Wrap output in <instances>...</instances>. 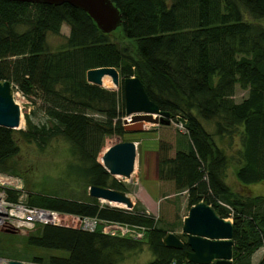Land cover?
Returning a JSON list of instances; mask_svg holds the SVG:
<instances>
[{
    "label": "trees",
    "instance_id": "16d2710c",
    "mask_svg": "<svg viewBox=\"0 0 264 264\" xmlns=\"http://www.w3.org/2000/svg\"><path fill=\"white\" fill-rule=\"evenodd\" d=\"M110 2L120 25L102 33L84 11L66 3L0 0V79L31 106L40 105L49 122L34 123L25 113L23 128L0 126V172L22 177L14 160L20 143L41 151L58 137L75 159L66 164L62 179L74 175L85 188L125 192L124 184L97 161L105 136L128 132L122 124L121 86L112 90L85 80L88 69L114 67L121 78L137 77L148 99L185 129L174 149L158 142L157 179L186 193L187 210L203 201L225 218V205L230 207L239 218L232 227L231 262L250 264L251 255L264 246V189H251L264 184V0ZM63 23L68 26L64 42L49 50L46 34H59ZM236 87L245 91L239 100L234 99ZM229 167L234 184L226 182ZM26 186L28 205L146 227L144 237L134 240L38 225L36 232L23 235L26 245L64 255L46 260L33 255L32 264H115L121 249L138 243L148 246V264H193L185 259L186 235L174 232L181 248L164 246L163 236L174 229L156 226L135 204L130 209L100 207L90 196L70 199ZM253 190L258 193H247ZM8 195L14 199L16 194L9 190ZM258 264H264L263 251Z\"/></svg>",
    "mask_w": 264,
    "mask_h": 264
},
{
    "label": "rangeland",
    "instance_id": "374dc122",
    "mask_svg": "<svg viewBox=\"0 0 264 264\" xmlns=\"http://www.w3.org/2000/svg\"><path fill=\"white\" fill-rule=\"evenodd\" d=\"M68 34V26L63 23L60 27L59 34L54 35L51 33L46 34V44L49 50L57 49L61 43L64 42L65 36ZM106 89L116 90L115 86H103ZM234 99L239 100L245 95V91L240 88H235ZM13 97L16 102L19 103L21 109V115L29 113L32 122L49 123L43 109L40 105H32L25 100V98L18 91H13ZM31 109L33 112H31ZM126 117L122 118L124 121ZM24 127V123L20 128ZM205 127L208 131L212 130V126L209 123H205ZM182 138L181 131L176 127L174 118H170L168 125L152 124L144 122L141 125V129L135 132H127L121 137L105 136L103 140V146L97 156V161L100 162V154L102 150L116 142L121 140H131L136 143V155L133 172L129 179H120L114 177L122 182L126 188L125 193L129 195L133 205L144 210L146 214H150L155 225L164 229H174L177 233H180V227L182 218L187 214V197L185 192H174L173 187H167L165 183L160 185L159 197L151 199V205L143 207L139 194L141 187L145 189L146 185L149 186L148 180L154 175L156 170V149L158 142L164 140L168 142L174 149L178 139ZM221 146H225V143H219ZM173 149L168 151V154L173 153ZM17 165V171L22 175L20 178L23 184L26 183V187L30 188L34 192H46L52 193L58 196H62L70 199H81L88 197V188L83 180L75 177L62 179L64 177V171L66 164H72L75 159L69 154L68 144L62 139L55 137L43 148L39 150L33 144L20 143V150L15 157ZM228 172V171H227ZM227 175L229 173H226ZM19 176V175H18ZM231 176V174H229ZM73 177V178H72ZM229 178V177H228ZM62 180V181H61ZM65 180V181H63ZM150 188V187H148ZM260 189V188H257ZM150 190V189H149ZM140 191V192H139ZM260 191V190H259ZM257 190L248 191L252 194ZM106 202V201H105ZM103 206H108L103 204ZM117 208L126 209L122 205H117ZM34 231H18L7 232L4 229H0V258L8 259L9 257L20 258L24 264H32L31 256H40L46 260L47 256L51 255H64L61 251L45 250L42 248L31 247L26 245L23 235ZM262 256V251L259 249L255 251L250 258V264H258L259 259ZM152 255L148 249L146 243H138L134 248L121 249L120 253L116 257L115 264H148Z\"/></svg>",
    "mask_w": 264,
    "mask_h": 264
},
{
    "label": "water",
    "instance_id": "95a60500",
    "mask_svg": "<svg viewBox=\"0 0 264 264\" xmlns=\"http://www.w3.org/2000/svg\"><path fill=\"white\" fill-rule=\"evenodd\" d=\"M28 3L60 5L66 3L84 11L102 33H110L120 25V15L110 0H11ZM103 76H108L115 87L122 90L124 115L129 122L122 121L123 129L129 132L139 131L144 122L168 125L169 113L159 110L150 101L141 82L135 76L119 77L111 66H101L85 71V80L101 85ZM24 123L21 109L13 97L11 84L0 79V126L19 129ZM136 155V143L131 140L116 141L106 146L100 154V165L113 177L129 179L133 172ZM88 195L106 202L120 203L126 209L133 206L127 193L107 187L91 185ZM239 212V210H237ZM232 221L220 217L211 206L203 201L191 205L182 218L180 233L186 235L184 243L188 250L185 259L193 264H232V227L239 222L238 215ZM7 232H17L5 230ZM166 247L179 249L183 242L174 232H167L162 238ZM7 264H23L20 260L8 259Z\"/></svg>",
    "mask_w": 264,
    "mask_h": 264
},
{
    "label": "built area",
    "instance_id": "2783aa9c",
    "mask_svg": "<svg viewBox=\"0 0 264 264\" xmlns=\"http://www.w3.org/2000/svg\"><path fill=\"white\" fill-rule=\"evenodd\" d=\"M176 127L184 132L179 123ZM15 192V198L10 199L8 191ZM26 191L23 188L21 179L17 176L0 172V229L11 231H32L36 226L50 224L76 228L84 231L98 230L100 233L140 240L144 237L146 227L142 225L129 224L98 218L97 216H82L50 210L47 208L28 205L25 201ZM99 206L107 204L108 207H118L112 202H105L98 199ZM224 206V205H223ZM229 210L228 220H232L234 211L225 205ZM261 251L264 252V246ZM8 259L0 258V264H7ZM24 264V263H23ZM168 264H174L170 262Z\"/></svg>",
    "mask_w": 264,
    "mask_h": 264
},
{
    "label": "crops",
    "instance_id": "0c3cea01",
    "mask_svg": "<svg viewBox=\"0 0 264 264\" xmlns=\"http://www.w3.org/2000/svg\"><path fill=\"white\" fill-rule=\"evenodd\" d=\"M156 159H157V150H156ZM155 165H156V163H155ZM227 171H228L227 173L231 174V176H229V174L226 175V182H230L231 184H234L235 179H234V175H233V169L229 167ZM163 183H165L167 187H169V186L172 187L171 182L158 180L157 175H156V170H155L154 175L151 177V179L148 180L149 186L146 185V187H145V189L148 190L147 191L148 193H146L144 188L141 187V189H140V191H142V194L141 195L139 194V198L141 200V203H142L141 205H143V207L146 208V206L151 205V199L156 198V196H158V197L160 196L159 195V189H160V185ZM148 187H150V188H148ZM256 188H261V189L263 188L264 189V184H257V185H253L251 187V189H256ZM172 232H176V231L174 230Z\"/></svg>",
    "mask_w": 264,
    "mask_h": 264
},
{
    "label": "bare ground",
    "instance_id": "6f19581e",
    "mask_svg": "<svg viewBox=\"0 0 264 264\" xmlns=\"http://www.w3.org/2000/svg\"><path fill=\"white\" fill-rule=\"evenodd\" d=\"M101 85H103V86H114L113 85V83L111 82V80H110V78L108 77V76H103L102 77V79H101ZM16 101V100H15ZM18 103V102H17ZM18 105H19V103H18ZM19 108H20V106H19ZM124 121L125 122H129V117H126L125 119H124ZM20 126H22V121H21V123L19 124V127ZM185 130V129H184ZM188 135V134H187ZM186 135V136H187ZM227 142V141H226ZM224 143H225V141H224ZM227 144V143H226ZM221 147H223V146H221ZM114 204H117V205H122L123 206V204H120V203H114ZM229 213V212H228Z\"/></svg>",
    "mask_w": 264,
    "mask_h": 264
}]
</instances>
